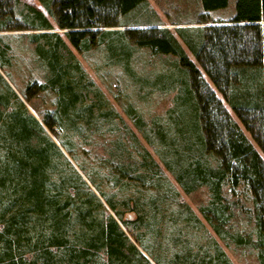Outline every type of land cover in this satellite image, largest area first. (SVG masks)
<instances>
[{
    "label": "trees",
    "instance_id": "1",
    "mask_svg": "<svg viewBox=\"0 0 264 264\" xmlns=\"http://www.w3.org/2000/svg\"><path fill=\"white\" fill-rule=\"evenodd\" d=\"M37 1L63 36L37 6L0 0V264H232L178 188L209 189L200 213L223 239L233 216L223 188L240 185L251 193L264 264V0H236L227 23L176 29L206 78L168 28L123 21L147 0ZM200 2L203 14L228 5ZM18 31H32L21 38L46 68L20 96L3 72L12 66L7 32ZM99 46L124 65L137 47L177 58V79L162 84L176 91L165 117L148 124L130 105L134 130L110 105L74 53ZM44 94L54 100L41 112L33 100ZM166 215L175 234L204 235V254L168 250Z\"/></svg>",
    "mask_w": 264,
    "mask_h": 264
},
{
    "label": "rangeland",
    "instance_id": "2",
    "mask_svg": "<svg viewBox=\"0 0 264 264\" xmlns=\"http://www.w3.org/2000/svg\"><path fill=\"white\" fill-rule=\"evenodd\" d=\"M20 1L35 5L41 9L54 27L52 32H58L63 36V31L56 27L54 19L46 13L37 0ZM147 2L146 11L140 13L135 12L123 21L130 22L131 24L134 22L144 25L160 24L164 28H168L176 36L187 56L206 78L185 43L177 36L176 29L204 27L206 25L197 24L204 18L209 22L230 20L235 13L236 0H228L226 8L206 14H203L200 0H147ZM29 32L32 31L7 32L8 34H12L8 40L12 48V66L4 69L3 72L8 76L7 79L9 80L10 86H12L18 95V91L23 90L28 83L34 81L41 83L46 76V68L34 54L33 46L28 44L24 38H21L23 36L21 34ZM74 53L87 77L104 93L110 105L133 129L132 120L126 115V110L129 109L130 105L134 108L136 114L140 115L148 124L154 118L165 117L168 109L173 106V98L176 91L170 89V86L165 88L163 85L162 87V84L167 85L170 79H177L176 76L178 74L175 67L176 57L153 54L147 48L137 47L129 63L124 65L122 62L115 63L113 59H110L106 48L103 46L90 49L83 53ZM262 74L264 88V67ZM207 81L215 91L217 97L223 102L226 109L235 118V115L224 102L221 94L215 90L209 80ZM53 100L52 94H44L35 98L33 104L42 112L52 108ZM28 110L34 116L36 115L30 107ZM246 135L250 137L248 134ZM139 137L141 138L140 134ZM148 148L155 159L159 161L154 148ZM259 153L264 159V155L260 151ZM64 154L68 158L65 152ZM85 160L81 157L79 162H84ZM69 161L72 163L70 159ZM73 166L77 169L74 164ZM77 171L79 170L77 169ZM166 175L175 184L167 172ZM178 190L180 192V200L186 203L202 219L206 233L217 241L232 264H260L257 248L258 236L255 232L256 211L252 202L251 193L245 186L240 185L233 191L229 190L226 186L223 188L224 202L230 206L233 214L229 222L222 226L224 231L223 239L214 234L200 213V209L205 208L211 202L209 189L206 186H202L190 194L183 193L180 188ZM164 219L166 220L167 226L164 231L165 245L168 250H173L174 243H177L187 247L190 249L191 254L196 253L198 257L204 254L206 247L203 241L204 235L197 234V236H190L184 230L180 234H175L171 224L172 218L170 217V220L166 215ZM236 234L245 237L249 236L248 242L237 244L235 242ZM180 250L182 253V248ZM207 251L208 253H212L208 249ZM141 253L150 261L145 252L141 250ZM185 253L186 251L183 254ZM168 255L170 253H167V258H169Z\"/></svg>",
    "mask_w": 264,
    "mask_h": 264
},
{
    "label": "crops",
    "instance_id": "3",
    "mask_svg": "<svg viewBox=\"0 0 264 264\" xmlns=\"http://www.w3.org/2000/svg\"><path fill=\"white\" fill-rule=\"evenodd\" d=\"M209 22V21H208ZM216 22H225V23H227V22H229V20H227V21H216ZM211 23V22H210ZM205 25V24H204ZM206 25H210V24H206Z\"/></svg>",
    "mask_w": 264,
    "mask_h": 264
},
{
    "label": "bare ground",
    "instance_id": "4",
    "mask_svg": "<svg viewBox=\"0 0 264 264\" xmlns=\"http://www.w3.org/2000/svg\"><path fill=\"white\" fill-rule=\"evenodd\" d=\"M29 109V108H28Z\"/></svg>",
    "mask_w": 264,
    "mask_h": 264
}]
</instances>
